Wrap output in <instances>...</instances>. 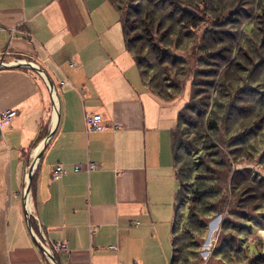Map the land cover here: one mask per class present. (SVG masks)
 <instances>
[{
  "label": "crops",
  "instance_id": "0c3cea01",
  "mask_svg": "<svg viewBox=\"0 0 264 264\" xmlns=\"http://www.w3.org/2000/svg\"><path fill=\"white\" fill-rule=\"evenodd\" d=\"M0 27V62L33 64L54 87L37 68H0V109L17 111L0 133V264H51L41 245L60 243L59 264H171L156 217L179 190L176 120L141 81L116 10L107 0H0ZM94 115L102 131L87 130ZM59 165L66 173L53 180Z\"/></svg>",
  "mask_w": 264,
  "mask_h": 264
},
{
  "label": "trees",
  "instance_id": "16d2710c",
  "mask_svg": "<svg viewBox=\"0 0 264 264\" xmlns=\"http://www.w3.org/2000/svg\"><path fill=\"white\" fill-rule=\"evenodd\" d=\"M107 1L118 14L126 49L132 54L141 81L147 89L161 101L170 102L181 96L183 86L187 81L191 87L189 102L179 111L175 127L171 131L174 172L179 186L175 197L176 210L172 229L171 264H184V260H188L186 256H183L187 251L196 254L191 247L186 248L185 246L204 236L208 230L205 220L209 214L216 210L214 203L210 201L215 199L218 193L209 190V188L205 190L208 181L214 182V180L201 173L205 171L204 165L210 167L216 161L214 156L216 150L206 151L207 147L211 149L215 146L214 144L211 146V143L207 142V138L210 139L216 135L219 125L217 121L213 120L220 117L209 121L203 118V114L198 113L197 115L196 113L198 91L203 89V85H208L206 83L211 82L200 79V83L205 84L197 85V88L195 78L191 75V79L186 76L184 79L174 80L173 83L168 78L170 80L166 84H162L159 76L168 73L170 75V72L176 67H180V71L184 69L187 64L186 60L173 55L170 46L171 44L176 45L178 46L176 49H179L188 40L191 31L198 30L202 23H205L206 25L202 28L203 42L197 48L199 52L202 51L201 55H205L206 59H209L206 63L212 65L214 58L223 60L224 57L227 58L233 53L236 46L238 47V50L234 52L236 57L233 60L230 59L225 67L219 63L218 73L210 75L211 77L218 76L222 71L221 75L224 76L226 83H219L218 87L211 90L212 94L207 93L210 101L209 109L215 113L224 112L227 109L234 111L237 99L235 97L236 101L231 102L233 105L228 106L230 103L229 90L234 89L235 92L237 89L240 91L239 95L252 97L254 119L264 118V0H225L223 6L222 0H214L213 4L211 3L213 0H208V5L202 0L200 8H192L188 5L182 7L181 0H178L179 5L173 4L172 0H125V4L124 0ZM237 1L241 2L238 3L239 6L231 8L232 4ZM244 3L248 5L249 9L240 6ZM122 4L125 8L121 6ZM189 7L192 10L188 9ZM221 8L220 14L218 11ZM225 9H228V17L224 16ZM172 12L174 14H171ZM175 14H177L176 19L173 16ZM241 15L245 19L243 21L245 24L238 31L236 22ZM259 24L262 26L257 27ZM215 36L221 38L217 39ZM170 37H175L176 43H170ZM146 55L151 56L152 59H148ZM198 64L204 65V62L198 59ZM197 69L202 71L201 68ZM188 73V71H184L180 75L177 70L174 76L180 75L179 77H181ZM149 75L151 76L149 77ZM212 98H214L213 103L211 102ZM224 99L228 103L222 102ZM247 102L251 103L250 100ZM187 115H191L190 118H187ZM194 115L198 116L196 125L191 121ZM200 123H203V126ZM187 127L194 133L189 132ZM253 129L254 127L248 128L245 135H251ZM245 145H243L245 148L248 145L253 147L251 144H247V147ZM204 157L210 158L209 164L205 162ZM255 179L259 185H263L259 176ZM190 203H194L195 210L191 211ZM186 206L189 209V214L186 221L182 223V218L178 215H180V208ZM249 222L241 220L239 223L245 226ZM182 226V233L177 235V230ZM179 236L182 237L178 238V248L176 238ZM186 240L188 242H185ZM53 254L55 255L54 251ZM55 258L57 259L56 256Z\"/></svg>",
  "mask_w": 264,
  "mask_h": 264
},
{
  "label": "rangeland",
  "instance_id": "374dc122",
  "mask_svg": "<svg viewBox=\"0 0 264 264\" xmlns=\"http://www.w3.org/2000/svg\"><path fill=\"white\" fill-rule=\"evenodd\" d=\"M173 4H178V0H172ZM202 0H181L183 4L182 7L188 5L190 7H199ZM206 5H208V0H204ZM228 1V0H227ZM125 0L123 3L125 4ZM225 0H222V6ZM214 3V0L211 2ZM237 1L232 4L231 8H237ZM124 4L121 6L125 8ZM240 6H245L249 9L247 4H242ZM188 8L192 10V8ZM187 8V7H185ZM223 8V7H222ZM222 8L218 11L221 14ZM127 10V9H126ZM228 9L224 10V16L229 15ZM171 14H174L173 12ZM174 19L177 18V14L173 15ZM214 17V15H211ZM234 16V14H233ZM245 19L242 15L237 20L238 31L244 26ZM206 25L202 23L201 27L196 31H191L189 38L185 43L176 49L178 46L172 45L170 49L172 54L180 56L183 60H186L187 64L180 71V67H176L170 72V75L163 74L159 76V80L162 84H166L168 80L171 79L173 83L176 79H184L186 76L191 79V75L195 78L196 87L202 86L200 79L206 80L211 83H206L208 85H203L202 90L198 91L199 98L196 101V113H201L204 115L203 118L213 120L217 118L219 130L214 137L207 138V142L211 143V146L207 147L206 151L216 150L214 153L216 161H214L210 167H205L203 173L205 176H209L213 181H208L206 189L213 190L218 193L215 199H212L214 203V208L216 209L214 213L209 214L205 224L208 226V230L202 236V238L197 239L192 244H187L185 247H191L195 250L196 254L187 251L185 253L188 260H184V264H264V118L261 120H255L252 115L253 103L252 97L246 95H239L240 91L237 89L229 90L230 103L228 106H232L233 100L237 103L235 104V110L227 109L224 112L211 111L209 109V99L208 94H212V89L218 87L219 83L225 84V78L221 75L222 71L219 72L218 76L211 77V74L218 73L219 63L225 67L228 62L236 57L234 52L238 50L236 46L233 53L228 55V59L224 57L223 60L212 59V65L206 63L207 60L205 55H201L202 52L198 50L197 47L203 42V30L202 28ZM262 26V24L257 27ZM160 36V35H159ZM221 36V35H220ZM220 36H215L217 39ZM239 37L241 35L239 34ZM225 38V37H223ZM175 37H170V43L175 42ZM247 49V48H245ZM148 56V55H146ZM213 58V57H212ZM148 59H152L148 56ZM198 59L204 62V65L198 64ZM216 65V66H214ZM197 68H201L202 71H198ZM178 73H183L188 71L187 75L181 77L174 76L176 71ZM204 70V71H203ZM151 75H149L150 77ZM170 78V79H168ZM148 80V79H147ZM205 82V81H202ZM153 84V83H152ZM198 85V86H197ZM191 94V87L188 81L183 86L182 94L177 99L168 102V110L175 116V120L180 110L189 102ZM240 96V97H238ZM236 97V99H234ZM240 98V99H239ZM250 100L251 103L247 102ZM212 103L214 98H212ZM222 102L228 103L227 100H222ZM187 115V118H190ZM198 116H192V124L197 121ZM203 126V123H200ZM192 125V126H195ZM254 127L251 131V135H245L248 128ZM189 128L187 127V130ZM202 129V128H201ZM231 130V132H229ZM189 132L194 131L192 129ZM202 131V130H201ZM239 136V137H237ZM234 141V142H233ZM242 145H241V144ZM247 144H251L253 147ZM197 146V145H196ZM204 151V152H206ZM206 163L209 164L210 158L204 157ZM180 166V165H179ZM257 176L260 177V181L263 185H259L256 182ZM262 184V183H261ZM211 186V187H208ZM263 194V195H262ZM192 196V195H191ZM242 202V203H241ZM191 211L195 210L194 203H190ZM176 210V204L171 210H166V212L160 214L157 218V233L159 237L158 252L160 257L169 256V263L172 255L171 246V230L174 224V214ZM189 209L186 207L180 208V215L184 223L188 217ZM243 218V219H242ZM250 221L248 225H241L239 222ZM183 226L177 230V235L182 233ZM147 233L144 235V244H149V237ZM182 236L176 238L177 246L179 248V239ZM185 242H188L187 240ZM196 248V249H195ZM158 257V256H156ZM158 259V258H157Z\"/></svg>",
  "mask_w": 264,
  "mask_h": 264
},
{
  "label": "built area",
  "instance_id": "2783aa9c",
  "mask_svg": "<svg viewBox=\"0 0 264 264\" xmlns=\"http://www.w3.org/2000/svg\"><path fill=\"white\" fill-rule=\"evenodd\" d=\"M2 29L3 28L0 27V32L2 31ZM16 116H17V111L15 110H1L0 109V133L3 130V128L9 125ZM100 123H101L100 115L88 116L85 118V125L88 131H93V132L102 131L104 127ZM95 168H96L95 164H88L87 166V170H93ZM75 171L76 172L81 171V167L76 166ZM65 173L66 172L63 169V167L59 165V166H56V168L52 172L51 177L53 180H58L61 177H63ZM90 233L92 237L95 233V228H90ZM41 246L42 248H44L47 252L51 254L53 253V251L60 252V253H66L68 251L66 243H60L51 248L47 246L46 244H42Z\"/></svg>",
  "mask_w": 264,
  "mask_h": 264
},
{
  "label": "water",
  "instance_id": "95a60500",
  "mask_svg": "<svg viewBox=\"0 0 264 264\" xmlns=\"http://www.w3.org/2000/svg\"><path fill=\"white\" fill-rule=\"evenodd\" d=\"M11 67H17V68H30V69H34V68H37V69H34L36 70L37 72H39L40 74L43 75L45 81L47 82V84L49 85V87L52 89V91L54 92V87H53V84L52 82L50 81V79L46 76V74L44 73V71L36 66H34L33 64H30V63H16V64H12V65H6L4 63H1L0 62V68H11ZM55 128V127H54ZM54 131V130H53ZM53 131L50 133V135L48 136V139H50L53 135ZM41 155L42 153L38 154L37 157L35 158L36 160L33 161L30 169L28 170V185H27V188H26V191L28 192L29 191V188H30V185H31V175H32V171H33V167L38 163V161L40 160L41 158ZM41 251L43 252V254L46 256V258L49 260V262L51 264H59L57 259L55 258V255L52 253H49L47 252L44 248H41Z\"/></svg>",
  "mask_w": 264,
  "mask_h": 264
}]
</instances>
